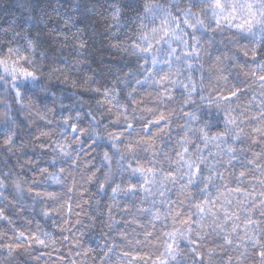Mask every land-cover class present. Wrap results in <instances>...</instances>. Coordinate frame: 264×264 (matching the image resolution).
Listing matches in <instances>:
<instances>
[{
	"label": "clouds",
	"instance_id": "9594fccd",
	"mask_svg": "<svg viewBox=\"0 0 264 264\" xmlns=\"http://www.w3.org/2000/svg\"><path fill=\"white\" fill-rule=\"evenodd\" d=\"M0 264H264V0H0Z\"/></svg>",
	"mask_w": 264,
	"mask_h": 264
}]
</instances>
